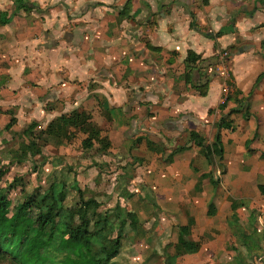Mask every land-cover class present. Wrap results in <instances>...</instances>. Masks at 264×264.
<instances>
[{
	"label": "crops",
	"instance_id": "1",
	"mask_svg": "<svg viewBox=\"0 0 264 264\" xmlns=\"http://www.w3.org/2000/svg\"><path fill=\"white\" fill-rule=\"evenodd\" d=\"M15 1L18 6L27 1L30 8L17 10ZM190 51L201 59L186 69ZM224 51L229 54L227 69L219 65ZM187 71L192 72V84L208 82L206 94L186 83ZM227 86L229 94L241 93L220 110ZM237 99H246L250 117L243 112L227 115L238 105ZM73 111L87 113L100 135L84 156L70 143L77 129L84 139L88 133L74 127L70 141H56L59 153L72 154L66 156L71 164L95 160L106 165L119 164L126 156L117 157L113 148H125L128 157L144 162L145 182L160 208L174 212L157 221L154 230L172 264L183 246L179 228L189 216L194 219L192 237L201 247L180 255L183 264L217 263L238 234L231 223L243 216L244 195L260 193L258 204L264 211V194L258 187L264 184V0H0V131L7 129L3 136L22 128L24 133L33 122L38 123L35 131L43 130ZM225 115L233 129L223 131L226 172L220 184L223 194L231 189L238 201L216 195L220 184L214 188L202 177L211 165L200 175H195L194 166L182 171L179 167L182 163L189 169L197 160L204 165L203 149L191 141L190 133L198 131L212 143ZM205 129L211 130L209 137L201 132ZM184 131L189 142L183 145L189 147L175 153L169 166L161 162L160 154L159 159L153 157L151 145L154 153L162 151L155 138L167 143ZM241 155L250 156L242 166ZM97 169L92 168L93 174ZM78 172L79 186L87 181L86 174ZM89 182L92 188L98 185ZM227 182L232 187H226ZM211 203L214 215H209ZM135 205L122 209L135 212L140 224L149 228V221H143L148 207ZM105 209L101 204L100 210ZM136 231L125 228L120 253L111 264L134 263L136 244L130 243L137 238Z\"/></svg>",
	"mask_w": 264,
	"mask_h": 264
},
{
	"label": "trees",
	"instance_id": "2",
	"mask_svg": "<svg viewBox=\"0 0 264 264\" xmlns=\"http://www.w3.org/2000/svg\"><path fill=\"white\" fill-rule=\"evenodd\" d=\"M30 4L29 2H24L21 6L16 4V9L28 10ZM200 59V55L190 51L187 60L190 63L186 65V69H193V64ZM191 71H187L185 77L186 83L190 84H192ZM192 86L204 95L207 92L208 82L196 83ZM240 93L241 91L235 90L228 94L225 101L219 105V109L224 110L228 102ZM236 101L238 105L230 109L227 115L243 112L248 118L250 113L246 99ZM88 118L85 112L73 111L62 114L51 121L42 133L70 141L73 128L80 127L88 133L82 141L83 148L90 150L94 147V140L100 135V131ZM15 121L16 119L13 118L7 128L10 129ZM37 126L38 123L33 122L25 128L24 134L27 140L21 143L18 152L14 155L15 161L11 163L21 164L28 158L43 153L45 142L41 143L39 137L35 138ZM226 129L232 130L233 125L225 115L218 122V130L212 143H207L198 131L190 133L191 141L203 149L208 163L212 166V169L203 173L202 177L209 179L215 186L221 183L226 172L222 162L225 154L222 131ZM188 147L178 146L171 153V158L175 153L184 151ZM262 156L264 157V153ZM217 167L222 169V178L215 177L214 169ZM9 170L8 166L0 168V260L9 264H111L120 253L125 228L128 224L136 227L139 222L137 214L131 210H123L120 203L101 211L100 202L93 196L86 198L77 183H74L73 187L77 190L80 200L72 206H67L68 185L65 181H53L45 192L40 189L27 192L26 187L22 186L23 198L13 205L10 199L11 191L15 190L19 183L23 184V178L15 176L11 183L3 185ZM258 187L261 194H264V184ZM215 213V205L211 203L209 215ZM193 225L194 219L189 216L188 223L180 226L179 242L183 246L178 251V255L192 254L200 250L201 243L192 237ZM164 264H172V258L168 253L164 255Z\"/></svg>",
	"mask_w": 264,
	"mask_h": 264
},
{
	"label": "rangeland",
	"instance_id": "3",
	"mask_svg": "<svg viewBox=\"0 0 264 264\" xmlns=\"http://www.w3.org/2000/svg\"><path fill=\"white\" fill-rule=\"evenodd\" d=\"M229 74L228 72L226 73L227 80L230 79ZM6 117L10 119V117ZM3 129L4 130L0 131V168H5V166L10 167L9 173L4 178L3 185L11 183L15 176L23 178V184L21 185V183H19L15 190L11 191L10 199L13 205H15L19 199L23 198V194L21 193L22 186L26 187L27 192H33L37 189L45 192L48 190V187L53 181H65L68 183V199L66 205L72 206L80 200L79 194L72 184L77 183L76 177L79 174L78 171H81L86 174L85 180L87 182H79V187L80 185H84L85 187L83 186L84 188L82 190L85 193V197H96L99 201H101L103 209L110 207L109 205L115 206L117 203H120V205L125 207V209H130L129 207L131 203H136L134 207H138L137 205H146L148 207V211L145 209L146 212L144 214L143 221L144 223L149 221V228L146 229L142 226V224H140V216L138 218L139 222L137 223L136 228L135 226L127 225L132 230H137L136 232L138 235L137 238H134V241L132 240L130 243L132 245L136 244L133 248L134 254H132L135 256L133 264H164L166 249L164 248L162 238L158 236L159 233L154 232V230L156 228L155 226L157 221L160 223L163 220L173 217L174 212L170 210H162L156 196L150 193L151 186L147 185L145 182L147 175L144 172L145 164L143 161H136L133 157H128L129 151L127 152L125 148L116 147L113 148L115 155L117 157L120 155H126L128 160H125V156L123 159L118 160L119 164H117V162H110L106 165L104 163L96 164L97 161L95 160H88L85 164H82L81 161L80 163L78 162L75 164L72 161L73 163L71 164L66 156H71L72 154H66V156H64V154L59 153L61 149H59L57 146L58 144H56L58 139L54 137L49 138V136L42 133L41 129H38L35 132V138L38 139L39 137L41 139V143L45 142V145L43 146L44 154L42 153L37 157H30L21 164L17 162L11 163V161L15 159L14 155L18 152L21 143L26 141L27 137L23 133V128L18 130V127V131H9V135L5 137L3 135L7 129L6 127ZM76 131L77 132H74L75 139L72 143H70L71 149H74L76 153L83 152L84 156L88 155L90 150L84 149L82 145V140L84 139L83 131L79 129ZM202 131H204V133L209 137V132L211 130L209 131L205 129L201 130V132ZM186 136L187 133L185 131L180 132V134H177L176 136H170L167 143L159 138H155V143L158 145L157 147L162 149V151L154 153L151 148L153 145L150 146L149 150L153 157L156 156L157 159H159L158 156L160 154L161 162L168 165L173 162L174 157L172 156L171 158L170 151L176 149L178 145L181 146L189 142L186 140ZM176 143H178V145ZM249 143L252 144L253 140L251 139ZM250 144H248V149ZM94 154V152L91 153L92 156ZM201 154L205 157L203 150L201 151ZM239 157L241 159L239 162L240 166L250 159V156L241 155ZM208 165L210 164L206 159L204 165L197 160L193 161V165L191 164L189 169L187 166L183 168L182 163L179 167L181 171L193 170L194 167H196L198 169L195 171V175H200L203 171H208ZM94 166L98 168V173L93 174L92 168ZM218 170L221 171L222 169L220 167L215 168V172ZM89 181H92V183L93 181H97V187H90ZM224 182L226 183V180H224ZM228 185L232 187L231 184L227 182L226 187ZM212 186L214 188L218 187V185L215 186L213 184ZM219 188L215 189L220 191H215L216 195H226L229 196L230 200L235 199L238 201V196L230 193L231 189L228 191L229 194H223L222 192H225L223 185L220 184ZM249 189L250 185L248 186L247 192ZM249 193L250 194L244 195V198L246 199V204L244 205L247 207L244 206L245 210L243 209L244 207L241 209L244 210L243 216H236V218L240 221L231 223L232 226H235V228L238 229V234L234 236V240L228 242V249H225V252L223 251L226 256L215 259L217 263L215 262L214 264H264V211L260 207V204H258V202L261 201V196L259 197L260 193L258 195H254L252 191ZM192 194H194L193 191ZM182 213L185 215L184 218L187 217V214L184 213V211H182ZM139 227L141 228L138 230ZM171 250L173 251V249ZM230 255L233 256L229 257ZM181 258L182 257H180V255L175 254L173 257V264H183ZM0 264L9 263L7 261L0 260ZM114 264L120 263L115 262Z\"/></svg>",
	"mask_w": 264,
	"mask_h": 264
},
{
	"label": "built area",
	"instance_id": "4",
	"mask_svg": "<svg viewBox=\"0 0 264 264\" xmlns=\"http://www.w3.org/2000/svg\"><path fill=\"white\" fill-rule=\"evenodd\" d=\"M221 56H222V58H221L222 61L220 62L219 65H223V67H225V68L227 69V65H226V63H227V58H228L229 54H228V52L224 51V53H222ZM229 91H230V88H229V86H227V87H226L225 97H224V99H223V102L225 101L227 95L229 94ZM215 176H216V178H217V177L222 178V173H221V171L218 170L217 172H215ZM221 182H222V181H221Z\"/></svg>",
	"mask_w": 264,
	"mask_h": 264
},
{
	"label": "water",
	"instance_id": "5",
	"mask_svg": "<svg viewBox=\"0 0 264 264\" xmlns=\"http://www.w3.org/2000/svg\"><path fill=\"white\" fill-rule=\"evenodd\" d=\"M243 48H241L240 50H242Z\"/></svg>",
	"mask_w": 264,
	"mask_h": 264
}]
</instances>
